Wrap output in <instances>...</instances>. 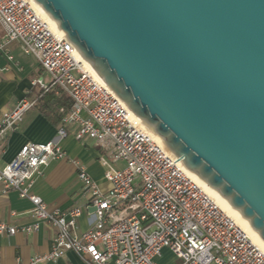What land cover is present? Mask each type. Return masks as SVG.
Returning <instances> with one entry per match:
<instances>
[{
	"label": "water",
	"instance_id": "obj_1",
	"mask_svg": "<svg viewBox=\"0 0 264 264\" xmlns=\"http://www.w3.org/2000/svg\"><path fill=\"white\" fill-rule=\"evenodd\" d=\"M34 2L264 241V0Z\"/></svg>",
	"mask_w": 264,
	"mask_h": 264
},
{
	"label": "built area",
	"instance_id": "obj_2",
	"mask_svg": "<svg viewBox=\"0 0 264 264\" xmlns=\"http://www.w3.org/2000/svg\"><path fill=\"white\" fill-rule=\"evenodd\" d=\"M0 26L4 33L0 51L7 43L18 42L48 77V81L35 78L33 87L43 93L62 92L71 102L70 110H61L56 140L26 143L10 163L0 165L1 193L13 191L27 200L34 219L21 227L0 221V235H30L40 224L53 231L51 250L32 257L29 264H55L67 252L84 264H159L164 251L177 264H264V253L240 226L179 158L143 129L29 0H0ZM34 106L35 101L25 97L1 114L0 144ZM71 127H75L76 141H93L102 152L99 162L109 188L102 191L85 167L73 161L88 197L84 205L60 211L31 189L43 167L66 158L59 142ZM116 162L124 167L117 169ZM84 213L90 218L88 227L79 230L78 220Z\"/></svg>",
	"mask_w": 264,
	"mask_h": 264
},
{
	"label": "crops",
	"instance_id": "obj_3",
	"mask_svg": "<svg viewBox=\"0 0 264 264\" xmlns=\"http://www.w3.org/2000/svg\"><path fill=\"white\" fill-rule=\"evenodd\" d=\"M4 41V33L0 26V44ZM7 56L12 59L8 60ZM42 71L30 56L21 50L18 42H10L0 51V116L13 108L21 99L29 98L35 101V106L27 111L18 128L11 132L5 143L0 144V165L10 163L19 149L26 143H47L56 140L59 123L50 113L48 104H38L39 90L33 87L32 81L41 76ZM57 95L55 92L54 96ZM62 108L59 109L61 113ZM75 127L68 130L67 137L59 144L66 153V158L50 162L41 170V175L35 178L31 192L40 197L50 208L60 211L74 206L84 205L88 195L82 191V185L77 179L76 167L73 161L81 163L87 174L100 187L107 191L109 185L103 178L104 168L99 162L102 152L93 141H76ZM30 203L20 199L16 192L1 193L0 186V221L16 227L31 225L34 222L30 215ZM87 213L78 220L79 230L88 227ZM53 231L40 224L38 231L24 235L17 233L12 237L0 235V264H29V260L51 250ZM51 264V263H48ZM55 264H84L78 257L67 252Z\"/></svg>",
	"mask_w": 264,
	"mask_h": 264
},
{
	"label": "bare ground",
	"instance_id": "obj_4",
	"mask_svg": "<svg viewBox=\"0 0 264 264\" xmlns=\"http://www.w3.org/2000/svg\"><path fill=\"white\" fill-rule=\"evenodd\" d=\"M31 6L33 7L34 11L42 18V20L47 23L48 25H50V27L57 32L62 33L59 28L49 19V17L46 15V13L41 9V7L34 2V0H29ZM80 58V57H79ZM80 60L86 65V67L91 71V73L101 82V80L97 77V75L92 71V69L90 68V66L82 59L80 58ZM113 92V91H112ZM113 94H115L113 92ZM115 96H117L115 94ZM118 97V96H117ZM119 98V97H118ZM120 99V98H119ZM121 100V99H120ZM125 104V103H124ZM126 106V105H125ZM126 108L128 109V111L134 116L136 117L131 110L126 106ZM137 118V117H136ZM138 121L140 122V125L143 127V129L148 132L155 140H157L162 147H164L166 150L167 147L164 143V141L159 138L150 128L149 125H147L144 121H142L141 119L137 118ZM169 151V150H168ZM170 152V151H169ZM171 153V152H170ZM191 174V173H190ZM191 176L197 181V183L205 190V192L211 197V199L214 200V202L224 211L227 213V215L232 218L237 225L240 226V228L242 229V231L250 238V240L264 253V241L259 237L258 233L256 231H254L250 224L243 219L237 211H233L228 209L227 205L225 204L224 201H222L216 193H214L212 190H210L207 186H205L202 182H200L196 177H194L192 174Z\"/></svg>",
	"mask_w": 264,
	"mask_h": 264
},
{
	"label": "trees",
	"instance_id": "obj_5",
	"mask_svg": "<svg viewBox=\"0 0 264 264\" xmlns=\"http://www.w3.org/2000/svg\"><path fill=\"white\" fill-rule=\"evenodd\" d=\"M55 90H52L47 93L39 92L37 96V105L38 104H48L50 113L55 117V123H59L62 118V113L59 112V109L62 108L64 111L71 109V102L62 92H57V95L54 96Z\"/></svg>",
	"mask_w": 264,
	"mask_h": 264
},
{
	"label": "rangeland",
	"instance_id": "obj_6",
	"mask_svg": "<svg viewBox=\"0 0 264 264\" xmlns=\"http://www.w3.org/2000/svg\"><path fill=\"white\" fill-rule=\"evenodd\" d=\"M41 77H43L45 81H48V77L44 73H42ZM114 166L117 169H122L124 167V164L122 162H116ZM158 263L159 264H177V262L174 259H172L170 254H168L166 251H164L162 257L158 259Z\"/></svg>",
	"mask_w": 264,
	"mask_h": 264
}]
</instances>
